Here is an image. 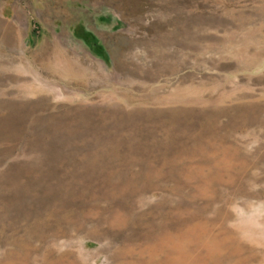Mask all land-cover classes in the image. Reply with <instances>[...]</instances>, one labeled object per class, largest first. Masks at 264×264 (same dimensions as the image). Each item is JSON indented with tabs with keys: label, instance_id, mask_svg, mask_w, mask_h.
<instances>
[{
	"label": "rangeland",
	"instance_id": "obj_1",
	"mask_svg": "<svg viewBox=\"0 0 264 264\" xmlns=\"http://www.w3.org/2000/svg\"><path fill=\"white\" fill-rule=\"evenodd\" d=\"M0 264H264V0H0Z\"/></svg>",
	"mask_w": 264,
	"mask_h": 264
}]
</instances>
